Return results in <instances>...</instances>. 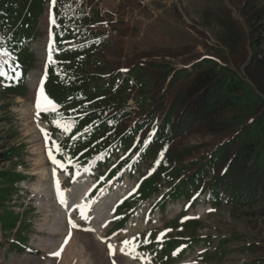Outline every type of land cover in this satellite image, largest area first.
I'll return each instance as SVG.
<instances>
[{"label":"trees","instance_id":"16d2710c","mask_svg":"<svg viewBox=\"0 0 264 264\" xmlns=\"http://www.w3.org/2000/svg\"><path fill=\"white\" fill-rule=\"evenodd\" d=\"M92 1L56 0L52 4L55 24L49 36L54 63H47L43 87L59 112L76 123L71 132H63L53 123L55 112L39 110L51 125L47 133L55 158L66 165L65 157L73 158L67 171L54 164L49 153L48 161L73 177L88 168L98 170L101 176L86 202L93 201L102 187L122 180L126 171L132 176L140 162L146 161L147 168L135 189L117 206L115 228L120 231L141 203L157 193L151 211H165L170 199H183L184 210L189 209L206 193L212 205L230 203L237 215L254 216L253 222H259L260 228L259 234L250 238H221L218 249L207 251L206 260L226 256L222 247L236 237L242 241V253L248 254L237 264H264V38L256 28V23L264 20V1L253 0L242 14L250 36L246 42L254 61L253 75L226 59L223 48V55L196 56L182 67L166 58L180 55L170 49L137 57L121 53L117 47L107 56L113 43L107 39L110 34L98 29L105 20ZM48 2L52 0H0V47L7 48L15 64L0 68L6 73L0 75L4 99L22 96L28 90L25 75L36 63V53L27 44L40 33L39 20ZM205 17L203 25L209 28L213 20L207 14ZM118 22L122 20L110 21L115 34L120 33ZM218 25L221 44L240 50L244 32L240 21L223 17ZM197 134L211 137L212 143L189 142ZM146 140L150 142L145 145ZM53 141L61 151H56ZM2 154L8 158L19 152L17 146H10ZM112 156L116 160L109 162ZM24 178L26 174L14 164L0 169V226L5 234L16 229L18 238L11 249L18 250L27 245L26 215L9 209L7 201ZM161 187L167 188L163 194H159ZM200 225L201 221L190 219L172 225L182 226L177 234H166L157 241L155 236L139 237L135 251L140 256L136 258L152 264L179 261L187 249L201 242L210 244L211 237L196 232Z\"/></svg>","mask_w":264,"mask_h":264},{"label":"rangeland","instance_id":"374dc122","mask_svg":"<svg viewBox=\"0 0 264 264\" xmlns=\"http://www.w3.org/2000/svg\"><path fill=\"white\" fill-rule=\"evenodd\" d=\"M252 3L253 0L92 1L105 20L98 29L110 34L107 39L114 46H111L107 56H111L117 47L121 49V53L136 56L151 52L153 54L159 49H170L173 53L180 55L166 56V58L176 62L178 67H182L185 65L184 62L196 56L217 52L222 54L220 50L223 48L226 59L233 65L241 67V70L245 69L249 75L254 73V61L250 58V50L246 42L250 36L247 21L242 14L244 8L251 6ZM51 6V2L45 4L46 12L39 20L40 33L27 44L29 49L36 53V63L26 75L27 92L22 96H10L4 99L0 87V169L14 164L18 170L29 175L24 182L18 184L16 191L10 193L7 201L9 209L12 208L26 215L24 223L28 226L25 234L27 245L23 250L11 249V243L18 238V233L14 229L11 233L5 234L0 226V264H152L144 258H133L121 252L122 241L132 240L133 237L139 239L142 236L149 239L155 236L157 241L161 233H164L161 239L166 234L179 233L178 231L183 230L182 226L174 228L172 225L190 219L202 222L196 232L211 237V242L207 245L201 242L199 246L195 245L194 248L187 249L181 259L173 264H237L244 261L248 254L242 253L240 248L243 245L242 241L236 237L222 247L227 250L226 256L212 261L206 260L207 251L218 249L215 247H218L217 244L221 238L239 235L246 239L254 234L258 235L260 230L259 222L258 225L253 222L256 220L254 216L240 212L238 216L230 203L224 202L220 206L212 205L204 199L206 193H203L189 209L184 210L183 199H170L166 203L165 211L152 212L150 206L155 202L157 193L144 202L140 210L130 216L125 229L119 231L114 227L116 206L135 188L142 172L147 168L146 161L140 162V168L134 170L132 176L126 175L124 183L117 184L112 189L108 186L101 192V195L106 198L114 197L113 195L119 191L123 193L112 205L110 217L105 220H95L94 216L92 217L94 205L92 212L87 214V219L80 216L76 205L87 201L91 195L87 192L82 200L79 198L80 189L85 183L89 185V189L93 188L97 182L95 176L98 171L89 170L83 173L80 179L65 190V186L61 183L64 179L71 182L70 174L61 173L57 167L50 165L49 138L46 140L45 132L51 129V125L42 118L36 108L41 78L48 61V46L51 40L49 29L53 24L50 19ZM206 14L213 20V25L209 28L203 25ZM223 17L233 18L241 23L240 27L244 31L241 39L242 47L237 52L223 46L218 40V19ZM111 20H122L116 25L120 33L115 34V31L111 29ZM256 28L257 34L264 38V20L256 23ZM153 58L158 60L160 57L153 56ZM123 70L126 69L123 67ZM198 141H209L207 143L211 144L212 138L197 134L189 139L191 143ZM10 146H17L19 155L13 157L9 155L5 158L2 152ZM115 160L116 156H112L109 162ZM43 172L46 173L47 178L41 180L43 185L37 195L35 194L36 186H39ZM57 181L63 193L68 191L64 204L61 203L60 196L56 194ZM78 183L79 187L71 190ZM166 190V187H161L159 194H163ZM103 213L105 215V212ZM178 216H182V219L180 217L178 220ZM70 219L78 226L72 227L69 223ZM168 229L171 231H166ZM52 230L55 236L48 233ZM190 231L186 232L187 235ZM69 232H71L70 238ZM49 239L54 241L51 252L43 247ZM70 242L72 244L69 247L67 244ZM109 244L115 246L114 254L109 253ZM58 251L59 256L52 255ZM148 255H150L149 252Z\"/></svg>","mask_w":264,"mask_h":264},{"label":"snow or ice","instance_id":"6c2138e0","mask_svg":"<svg viewBox=\"0 0 264 264\" xmlns=\"http://www.w3.org/2000/svg\"><path fill=\"white\" fill-rule=\"evenodd\" d=\"M55 3H56V0H52V4L55 5ZM52 23L55 24V19L54 18L52 19ZM2 39L3 38H0V40H2ZM52 51H53L52 43L50 42L49 46H48V63L49 64L54 63L53 57H52ZM0 54L10 55V53L8 52L6 47H0ZM6 63H7V61H0V68H2L3 65L6 64ZM0 75H6V73L3 72V71H0ZM46 78H47V75L45 73L44 78L41 79L40 88H39L37 99H36V108L38 110H43V111H46V112H55L56 115H57V119L54 120L53 123L57 127L61 128V130L63 132H71V129L75 126L76 121H75L74 118L66 117L62 113H60L59 109H58V106L55 104V102L46 95V93L44 91V87H43L44 81L46 80ZM73 111H75V110H73ZM77 135H79V133ZM45 136H46V140H47L49 138V134L47 132H45ZM150 136H151V134H150ZM72 138L75 139V137H72ZM149 142H150V140H146L144 143L146 145ZM52 146L55 147L57 152L61 151V148H60L59 144L56 143L55 141L52 142ZM161 155H162V153H161ZM49 158L52 160V162L54 164L60 165V167H62L65 171L68 170V165H72L73 164V158L72 157H65V159L68 162L67 165L62 163V161L57 160L55 158V156L53 155L51 148H49ZM57 189H58V195L60 196L61 203L62 204L66 203V200H65V197L63 195V192L60 191L59 181H57ZM91 202L92 201H89V202H86V203H83V204H80V205H76V207L80 210L81 217L84 218V219H87L86 209L90 206ZM69 223L72 224V227H77L78 226L71 219L69 220ZM166 231H171V229H168ZM163 235H164V233H161L160 236L157 237V239L158 240L161 239V237ZM70 236H71V232H69V238H70ZM136 239H137L136 237H133L132 240H124V241H122V245L123 246L120 248V251L124 252L126 255L133 256V258H136V257L140 256V254L135 251V249L139 247V244L136 243ZM144 242L148 243L150 241L145 239ZM66 243H67V239L65 240V244ZM108 249H109V253L110 254H114V252H115V246L114 245L109 244L108 245ZM125 249H127V251H125ZM62 250H63V245L61 246V251ZM173 254L175 255L176 253H173ZM52 255L59 256L60 252L58 251V252L52 253ZM140 258H143V257L141 256Z\"/></svg>","mask_w":264,"mask_h":264},{"label":"bare ground","instance_id":"6f19581e","mask_svg":"<svg viewBox=\"0 0 264 264\" xmlns=\"http://www.w3.org/2000/svg\"><path fill=\"white\" fill-rule=\"evenodd\" d=\"M0 57L3 60H6V61L12 59L10 55L0 54ZM46 178H47L46 173L43 172L42 173V178L39 180L40 181L39 186H36V190H35L36 193L35 194H37V195L39 194V191L41 190V187L43 185V183H42L41 180H45ZM79 185H80L79 183L78 184H75L71 188V190H73L74 188L79 187ZM88 190H89V185L85 183L83 185V188L80 189V192H79L80 196H79V198H83L86 195L85 193L88 192ZM122 194H123L122 191H119L117 194L113 195L115 198L114 197H112V198H106L105 196L100 195L99 196V199L97 198L98 201L96 200L97 202L94 204V208L95 209L93 211L92 217L94 216V219L97 220V221L100 220V219L105 220L106 218L110 217V212L112 210V205H114L115 200L117 198H119ZM103 212H105V215H103L104 214ZM48 233H50L51 235L52 234L53 235L55 234V232L53 230L52 231H48ZM53 242H54L53 240L51 241L49 239L48 241H46L44 243L43 247L45 249H47L49 252H51L50 250H52V247L54 246L53 245ZM71 244H72V242H70V244H67V245L70 247Z\"/></svg>","mask_w":264,"mask_h":264}]
</instances>
